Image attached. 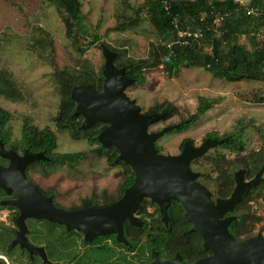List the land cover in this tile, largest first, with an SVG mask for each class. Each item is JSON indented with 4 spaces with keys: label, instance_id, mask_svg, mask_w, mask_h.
I'll return each mask as SVG.
<instances>
[{
    "label": "trees",
    "instance_id": "1",
    "mask_svg": "<svg viewBox=\"0 0 264 264\" xmlns=\"http://www.w3.org/2000/svg\"><path fill=\"white\" fill-rule=\"evenodd\" d=\"M44 1L56 8L66 37L72 39L78 61L75 65L54 71L60 94L58 110L53 118L55 130L38 128L24 122L20 138L13 141L8 128L12 115L0 106V141L6 149L13 150L18 155L26 149L32 153L42 152L45 159L30 163V167L38 165L43 170H49L61 166L73 167L86 157L84 152H56L57 132L66 133L72 140H85L96 156L104 158L110 167L118 168L121 181L114 194L106 190L92 192L70 210L107 206L120 199L124 190L133 183L134 171L119 158V151L115 146L105 148L98 142L97 136L107 124L97 121L87 129L81 128L83 117L75 114L76 102L71 97V90L75 85H88L102 91L101 69H96L85 57L87 50L102 37L91 31L82 11L81 0ZM126 8V12L117 14L115 25L107 29L106 35L111 31H146L143 28V22L146 21L153 36L147 43L146 54L133 57L124 46L115 48L108 43L103 44L116 53L114 64L123 68L125 75L133 80L132 86L144 85L146 70L158 67L168 78L177 77L183 69L202 68L216 79L264 84V0H249L247 4L237 0H144L127 5ZM49 43L53 48V42L50 40ZM0 94L13 102L24 99L23 93L5 70H0ZM255 98L257 102H264V93L255 94ZM216 102V99L199 96L195 112L181 120L179 127L173 131L180 132L189 128ZM153 112L165 114L160 121H167L180 114L179 108L167 100L155 103L145 113ZM238 123L241 124V121ZM243 128L240 126L235 133L224 135L208 132L203 141L207 138L221 140L220 147L231 153L242 154L238 162L246 177L251 179L261 170L264 173V142L257 149L246 151L242 139ZM185 143L194 145L193 140L186 138L182 140L180 147L183 148ZM155 146L161 153V148L156 144ZM203 159L211 167L215 178L203 172L199 181H210L213 187L212 198H228L234 188L233 171L228 170L232 163L223 154L217 157L205 156ZM198 162H191V168L195 171H198ZM6 163L7 159L0 156V164ZM39 190L46 196H53L55 192L54 188L49 191ZM263 190L264 176L253 191L260 195ZM11 194L13 198L16 197L15 193ZM10 195L0 188V201L6 200ZM251 200V195H246L228 213L241 214L240 222L233 220L228 226L229 233L235 239H242V235L251 232V229L243 227L245 221L251 220L253 224L259 220L246 214ZM53 203L61 207L54 201ZM6 207L14 208L0 205V208ZM184 213L180 202L171 201L167 208L168 221L164 223L158 205L150 198H143L136 213L142 224L134 226L128 220L123 222L124 236L129 245L118 242L115 234L98 236L92 242H84L82 233L67 231L63 225L45 220L40 222L41 229H34L33 240L43 242L48 257L57 264H139L150 262L152 251L162 258L179 255L184 263L191 264L209 255V251L204 249L201 236L191 230V223L186 220ZM14 232V224L11 226L0 221V264H35L40 259L38 256L31 258L25 249L11 245ZM23 257H26L28 263L22 262Z\"/></svg>",
    "mask_w": 264,
    "mask_h": 264
},
{
    "label": "rangeland",
    "instance_id": "2",
    "mask_svg": "<svg viewBox=\"0 0 264 264\" xmlns=\"http://www.w3.org/2000/svg\"><path fill=\"white\" fill-rule=\"evenodd\" d=\"M142 1L144 0H81L82 11L91 31L102 37L85 53V57L96 69H102L105 62L101 47L103 42L115 48L124 46L133 57H142L146 54L147 43L153 39L146 21L143 22L146 31L142 29L137 32L111 31L106 35L107 29L115 25L118 13L126 12L127 5ZM237 1L242 4L249 2ZM50 40L53 42V48ZM77 61L72 39L66 37L63 22L54 6L44 0H0V70L9 72L24 95L21 102H13L0 94V106L12 115L8 128L13 141L20 138L24 122L38 128L55 130L53 118L58 110L60 94L54 71L75 65ZM145 75L144 85L136 87L128 85L124 88L125 95L135 101L140 113L146 114L149 107L165 100L172 102L180 111L178 116L167 121L152 123L148 127L149 132H158L164 127L179 124L181 120L193 114L199 96L217 100L216 104L189 128L180 132L173 130L164 132L155 142L161 148L162 154H180L182 151L180 144L186 138L193 140V146L199 147L206 133L214 132L218 135L235 133L240 126L244 127L242 139L246 151L257 149L264 142V102H257L255 98V94L264 93L263 83L216 79L202 68L183 69L177 77L168 78L158 67L146 70ZM238 121H241V124ZM56 135V152H84L86 157L73 167L61 166L49 170H43L38 165L28 167L25 169V175L29 181L44 191L54 188L52 201L67 210L78 206L80 201L89 197L92 192L100 193L106 190L114 194L117 191L121 181L117 167H110L104 158L96 156L85 140H72L66 133L57 132ZM221 154L232 163L228 170L233 171V176L242 171L243 168L238 162L242 154L231 153L214 141L201 156L192 160L199 161L196 165L198 171L193 170L190 165L197 174L196 180L199 183L203 172L215 178L211 167L205 164L203 158L217 157ZM8 164L9 161L3 166ZM263 176L264 173L261 179ZM244 177L245 182L250 180L245 172ZM201 184L212 194L213 187L209 180ZM255 187L247 191L243 198L251 195L252 200L248 202L246 214L259 220L253 224L251 220L245 221L243 227L251 229V232L242 235L241 238L256 235L264 237V190L257 195L258 192L253 191ZM12 207L14 208H0V221L11 226L14 224L16 231L18 227L15 218L19 209ZM226 216H232L233 220L239 222L241 219L239 213ZM41 221L32 218L25 220L27 241L34 247L43 248L46 256V262L39 257L35 264H57L48 257L44 243L33 240L34 229L42 228ZM3 258L9 263L7 258ZM21 260L28 263L26 257Z\"/></svg>",
    "mask_w": 264,
    "mask_h": 264
},
{
    "label": "water",
    "instance_id": "3",
    "mask_svg": "<svg viewBox=\"0 0 264 264\" xmlns=\"http://www.w3.org/2000/svg\"><path fill=\"white\" fill-rule=\"evenodd\" d=\"M105 62L102 91L88 85H75L71 97L76 102L75 114L83 117L82 129L94 122L107 126L98 134L102 147L115 146L119 158L131 166L134 181L127 187L120 199L102 207H88L67 210L54 205L51 196L44 195L25 175L26 166L45 159L42 152L25 150L18 155L5 149L0 141V156L9 161L7 166L0 164V188L15 198L0 201L2 206H15L19 213L15 218L18 230L11 245L25 249L29 256H38L46 262L43 248L30 244L25 233V220L41 219L63 225L67 231L82 233L84 242H92L96 237L115 234L116 240L129 245L123 232V222L128 220L140 226L137 216L143 198H150L158 205L161 219L167 223V208L171 201H178L184 208V216L191 223V230L202 238L204 249L209 255L191 264H264V237L261 235L235 239L228 231L234 210L247 191L261 180L263 170L245 182L244 170L234 175V188L228 198H212V194L196 180V173L190 168L193 159L201 156L211 142L221 140L207 138L199 146L185 143L178 155L162 154L155 146L156 140L166 131L179 127L167 126L158 132H149L148 127L165 117L164 113H140L134 100L124 93V88L132 84L123 68L114 64L116 53L101 45ZM152 260L142 264H186L179 255L162 258L151 252Z\"/></svg>",
    "mask_w": 264,
    "mask_h": 264
},
{
    "label": "flooded vegetation",
    "instance_id": "4",
    "mask_svg": "<svg viewBox=\"0 0 264 264\" xmlns=\"http://www.w3.org/2000/svg\"><path fill=\"white\" fill-rule=\"evenodd\" d=\"M19 155H20V154H19ZM7 163H8V160H7ZM7 163H6V164H7ZM28 167H30V165H27L26 170H27ZM13 197H14L13 194H11L10 197H9V198H6V199H12ZM3 200H5V199H3ZM1 201H2V200H1Z\"/></svg>",
    "mask_w": 264,
    "mask_h": 264
}]
</instances>
